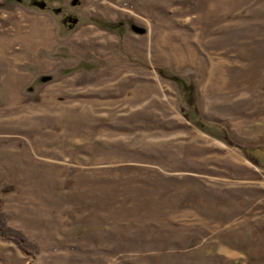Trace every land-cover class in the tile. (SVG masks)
<instances>
[{
    "label": "rangeland",
    "instance_id": "obj_1",
    "mask_svg": "<svg viewBox=\"0 0 264 264\" xmlns=\"http://www.w3.org/2000/svg\"><path fill=\"white\" fill-rule=\"evenodd\" d=\"M33 20L47 66L0 62L1 213L32 264H264V0H0V35Z\"/></svg>",
    "mask_w": 264,
    "mask_h": 264
},
{
    "label": "bare ground",
    "instance_id": "obj_2",
    "mask_svg": "<svg viewBox=\"0 0 264 264\" xmlns=\"http://www.w3.org/2000/svg\"><path fill=\"white\" fill-rule=\"evenodd\" d=\"M9 15L12 16V14ZM6 19L8 23L14 22L12 18ZM27 26L29 27V32H26L28 29H25V26L21 25L16 27L14 33L4 36L0 35V62H4L5 64H8V62H22L28 60V57H30V60L36 62V65L39 68H45L47 63H45L40 58V56L43 50L47 49L51 44L52 39H50V33L48 29H46L36 20L31 21L28 25H26V27ZM17 45L20 46V52H15L14 47ZM163 50L161 52L163 54L162 56L169 60L175 61V63L182 62L184 59L183 55L179 54L178 52H173V49V51ZM5 73H8V77L4 79L7 82L6 85H8L9 91H12L15 94L16 87L20 85L21 81L20 79L18 80L11 69H6Z\"/></svg>",
    "mask_w": 264,
    "mask_h": 264
},
{
    "label": "trees",
    "instance_id": "obj_3",
    "mask_svg": "<svg viewBox=\"0 0 264 264\" xmlns=\"http://www.w3.org/2000/svg\"><path fill=\"white\" fill-rule=\"evenodd\" d=\"M224 139H225V142L227 144L232 145V143L230 142V139H228L227 136H225ZM262 149L264 150V148H262ZM243 151L247 154V156L251 162H253L256 165H260L259 161L255 157V155H253L252 152L248 151V149H244ZM1 212H2V199L0 198V238H2V240H5L7 242H11V243L15 244L16 247L21 251V253L28 258V260L26 261V264H32V261H31L32 256L30 254V251H28L26 249V247L24 246V240L25 239H23V237L20 235L11 234L6 229L5 220H4V217L2 216Z\"/></svg>",
    "mask_w": 264,
    "mask_h": 264
},
{
    "label": "water",
    "instance_id": "obj_4",
    "mask_svg": "<svg viewBox=\"0 0 264 264\" xmlns=\"http://www.w3.org/2000/svg\"><path fill=\"white\" fill-rule=\"evenodd\" d=\"M70 22L74 24V23H76V20H70Z\"/></svg>",
    "mask_w": 264,
    "mask_h": 264
},
{
    "label": "crops",
    "instance_id": "obj_5",
    "mask_svg": "<svg viewBox=\"0 0 264 264\" xmlns=\"http://www.w3.org/2000/svg\"><path fill=\"white\" fill-rule=\"evenodd\" d=\"M25 264H26V262H25Z\"/></svg>",
    "mask_w": 264,
    "mask_h": 264
}]
</instances>
